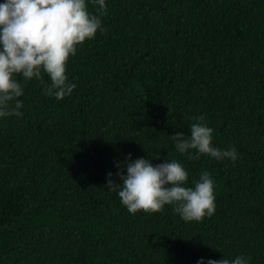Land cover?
I'll use <instances>...</instances> for the list:
<instances>
[{
    "label": "trees",
    "instance_id": "16d2710c",
    "mask_svg": "<svg viewBox=\"0 0 264 264\" xmlns=\"http://www.w3.org/2000/svg\"><path fill=\"white\" fill-rule=\"evenodd\" d=\"M106 4L105 31L66 62L70 95L17 74L23 115L0 118V264H264V0ZM201 114L234 161L175 149L170 134ZM129 152L178 159L189 186L208 170L215 212H129L105 186Z\"/></svg>",
    "mask_w": 264,
    "mask_h": 264
},
{
    "label": "clouds",
    "instance_id": "9594fccd",
    "mask_svg": "<svg viewBox=\"0 0 264 264\" xmlns=\"http://www.w3.org/2000/svg\"><path fill=\"white\" fill-rule=\"evenodd\" d=\"M91 2L99 6L101 14L88 10V0H0V118L23 115L20 97L24 87L17 74L25 80H42L46 73L51 81L47 90L57 100L76 88L66 73L69 56L76 54L85 39L93 38L98 30L105 31L102 15L106 0ZM191 119L190 135L183 131L170 134L179 153L189 158L201 154L237 158L234 146L221 149L212 143L214 129L203 114ZM114 164L117 171L106 173L105 186L117 191L129 212L159 211L170 204L185 221H198L215 212L214 179L208 170L201 171L189 186L185 183L189 172L175 158L153 164L145 155L133 158L129 152ZM250 259L240 253L231 259L199 257L196 264H250Z\"/></svg>",
    "mask_w": 264,
    "mask_h": 264
}]
</instances>
